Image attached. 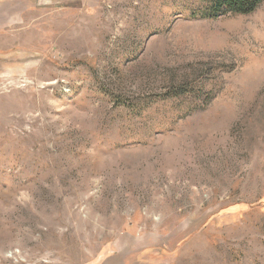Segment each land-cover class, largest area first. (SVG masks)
<instances>
[{
    "label": "rangeland",
    "instance_id": "1",
    "mask_svg": "<svg viewBox=\"0 0 264 264\" xmlns=\"http://www.w3.org/2000/svg\"><path fill=\"white\" fill-rule=\"evenodd\" d=\"M0 4V264H264V0Z\"/></svg>",
    "mask_w": 264,
    "mask_h": 264
},
{
    "label": "trees",
    "instance_id": "2",
    "mask_svg": "<svg viewBox=\"0 0 264 264\" xmlns=\"http://www.w3.org/2000/svg\"><path fill=\"white\" fill-rule=\"evenodd\" d=\"M206 4L201 8L200 16L216 18L228 13L248 14L253 12L263 0H202Z\"/></svg>",
    "mask_w": 264,
    "mask_h": 264
},
{
    "label": "crops",
    "instance_id": "3",
    "mask_svg": "<svg viewBox=\"0 0 264 264\" xmlns=\"http://www.w3.org/2000/svg\"><path fill=\"white\" fill-rule=\"evenodd\" d=\"M9 7L13 8L12 4H10ZM0 8L4 9V7L1 4H0ZM12 14L15 15V13L13 11H12Z\"/></svg>",
    "mask_w": 264,
    "mask_h": 264
}]
</instances>
